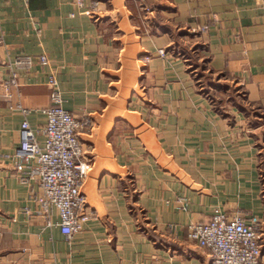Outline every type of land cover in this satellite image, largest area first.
Here are the masks:
<instances>
[{"label": "crops", "instance_id": "crops-1", "mask_svg": "<svg viewBox=\"0 0 264 264\" xmlns=\"http://www.w3.org/2000/svg\"><path fill=\"white\" fill-rule=\"evenodd\" d=\"M83 1L0 0V264H210L186 226L216 209L262 218L264 264V0ZM198 62L222 83L206 91ZM53 73L89 121L91 218L70 240L15 157L23 120L46 123Z\"/></svg>", "mask_w": 264, "mask_h": 264}, {"label": "built area", "instance_id": "built-area-1", "mask_svg": "<svg viewBox=\"0 0 264 264\" xmlns=\"http://www.w3.org/2000/svg\"><path fill=\"white\" fill-rule=\"evenodd\" d=\"M78 2L84 4L83 0ZM99 2L95 1V4ZM158 53L166 56L168 50L161 48ZM145 58L148 60L151 55ZM35 62L47 64L49 57L41 54L36 59L32 55H20L14 63L17 67L29 69ZM18 83L17 73L12 72L6 85ZM48 85L51 104L34 109L46 115V123L40 128H33L27 118L23 120L20 146L15 157L20 180L24 183L34 180L39 185L40 191L35 199L40 211L49 224H53L52 217L57 214L55 224L70 240L91 218L82 186L93 168V162L91 158L84 157L79 137L80 129L89 121L76 117L64 107L59 81L54 73L49 76ZM21 108L25 115L31 111L30 108ZM39 135H43L42 141ZM182 204L186 207L185 199H182ZM186 229L189 239L209 251L210 264H263L260 240L262 218L256 214L216 209L208 220L190 223Z\"/></svg>", "mask_w": 264, "mask_h": 264}, {"label": "rangeland", "instance_id": "rangeland-1", "mask_svg": "<svg viewBox=\"0 0 264 264\" xmlns=\"http://www.w3.org/2000/svg\"><path fill=\"white\" fill-rule=\"evenodd\" d=\"M198 63H200V66H199L200 73H202V75H203L202 77H200L201 81H202L201 84H202V87H204L206 89V91H210L211 88H213V86H217V83H222L216 75L212 74V72L209 69L207 70V65L205 64L206 62L204 63L202 68H201L202 62H198ZM203 68L205 70H203ZM218 95L219 94H215V95L210 94L211 98L216 100L215 102L217 104H219L218 103V98H219Z\"/></svg>", "mask_w": 264, "mask_h": 264}]
</instances>
